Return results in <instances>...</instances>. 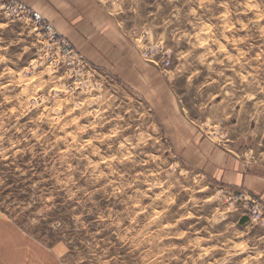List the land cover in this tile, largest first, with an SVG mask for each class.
I'll return each instance as SVG.
<instances>
[{
  "label": "rangeland",
  "instance_id": "374dc122",
  "mask_svg": "<svg viewBox=\"0 0 264 264\" xmlns=\"http://www.w3.org/2000/svg\"><path fill=\"white\" fill-rule=\"evenodd\" d=\"M225 151L264 175V0H0V214L55 264H264Z\"/></svg>",
  "mask_w": 264,
  "mask_h": 264
},
{
  "label": "crops",
  "instance_id": "0c3cea01",
  "mask_svg": "<svg viewBox=\"0 0 264 264\" xmlns=\"http://www.w3.org/2000/svg\"><path fill=\"white\" fill-rule=\"evenodd\" d=\"M206 148L204 151H209ZM199 151V150H197ZM216 168L208 164L212 177L222 185L245 187L264 201V175L248 173L244 163L232 152L215 153ZM0 214V264H55L29 236L16 228L12 221Z\"/></svg>",
  "mask_w": 264,
  "mask_h": 264
},
{
  "label": "built area",
  "instance_id": "2783aa9c",
  "mask_svg": "<svg viewBox=\"0 0 264 264\" xmlns=\"http://www.w3.org/2000/svg\"><path fill=\"white\" fill-rule=\"evenodd\" d=\"M35 18L39 24L42 23V19H40L39 16L35 15ZM45 27L50 30L49 25L46 24ZM243 197L246 199V203L250 206V208H252L253 220H256L257 222L264 224V203H262L260 200L253 198L247 194L244 195Z\"/></svg>",
  "mask_w": 264,
  "mask_h": 264
}]
</instances>
